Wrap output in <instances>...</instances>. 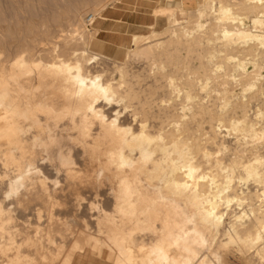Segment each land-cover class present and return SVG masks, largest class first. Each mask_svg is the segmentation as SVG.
<instances>
[{
    "label": "bare ground",
    "instance_id": "obj_1",
    "mask_svg": "<svg viewBox=\"0 0 264 264\" xmlns=\"http://www.w3.org/2000/svg\"><path fill=\"white\" fill-rule=\"evenodd\" d=\"M164 2L116 83L105 52L0 69V264H264V0Z\"/></svg>",
    "mask_w": 264,
    "mask_h": 264
},
{
    "label": "rangeland",
    "instance_id": "obj_2",
    "mask_svg": "<svg viewBox=\"0 0 264 264\" xmlns=\"http://www.w3.org/2000/svg\"><path fill=\"white\" fill-rule=\"evenodd\" d=\"M164 4H166L164 0H0V69L7 70L10 63L23 51L26 52L27 58L32 59H35L39 50H57L59 55L65 59H69V54L72 58L71 50L73 52L76 50L77 52L84 50L86 52L87 50L89 54L85 58H90L91 53L105 52L113 55L112 59L106 60L108 65L103 60L98 61L101 65L96 63L97 65H93V67L97 66L95 68L99 69L101 66V69L104 67L106 70L108 67L107 77L109 76L110 79L112 76L115 77L112 79L116 83L115 80L118 79V76L116 79V74L114 73L115 76L111 74L112 61L120 62L123 59V51L130 48L132 37L147 35L150 32L149 26L152 25L156 31L164 30L166 19L164 17L156 18L153 14L157 5ZM167 6L177 8L181 6V3L180 0H174V3H168ZM88 16H93V20L90 21ZM80 27L84 29L80 30ZM77 29L78 32L74 33ZM82 30L84 32H81ZM77 33L84 34H82L84 37L80 35V41ZM61 54L66 55L67 58ZM174 57L172 56V58ZM42 58L44 62L52 60L50 55H44ZM164 59L156 61V64L168 63V60L165 59L166 62H164ZM135 61L128 60L126 65L128 68L133 67L139 77L128 70L124 75L126 78H123L127 80L122 79V81L129 83V80L132 79L130 83H134L133 81L140 83V80L145 78L144 80L148 82L149 78L144 74V71L146 73L150 70L148 68L152 62L149 65L146 61L148 70H142L143 62ZM173 63L175 62L171 63L170 61L166 65L163 64L167 66V70L171 66L172 72L171 70L168 72L166 69L164 71L169 74L181 73L182 70L180 71L179 68H184V66L179 67L177 64V70V65L174 67ZM95 68L94 71H98ZM143 82L141 83L143 84ZM3 163L1 160L2 169L8 168L7 164ZM74 225L72 224L71 229L75 228L74 230H76L77 227Z\"/></svg>",
    "mask_w": 264,
    "mask_h": 264
}]
</instances>
